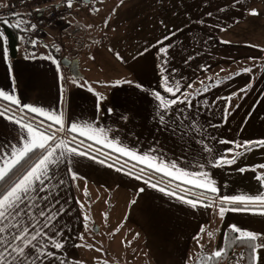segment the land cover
I'll return each instance as SVG.
<instances>
[{"label": "crops", "instance_id": "1", "mask_svg": "<svg viewBox=\"0 0 264 264\" xmlns=\"http://www.w3.org/2000/svg\"><path fill=\"white\" fill-rule=\"evenodd\" d=\"M255 1L257 2V0H240L239 3L237 0H123L108 16V27L105 28L104 23L102 24L97 38L88 37L87 34L84 37L80 36L85 32L80 29L78 35L72 39L74 42L62 48V52L65 49L66 55L69 53L68 58H77L80 65L82 55L85 54L87 58L92 59L96 49L95 43L100 44V49L105 51L106 61L102 58L99 62L101 76L105 78L104 80L95 78L101 84L99 88H96V82L92 77L82 74L81 77L74 78L61 63L53 64L47 59L49 56L53 57L50 46L48 43L38 41L35 47L28 48L21 44L16 56L9 57L7 62L0 53V89L14 92L21 104L59 109L64 115L66 126L73 122L78 125L88 122L94 128L104 130L109 140L114 138L120 146L133 152L150 153L164 158L166 162L175 161L179 167L189 171H205L215 181L218 189L216 195H238L245 186L246 176L252 174L249 165L256 148L240 156L234 165L214 167L209 161L219 156L231 158L236 151L243 152V149H237L235 144L255 141L257 138L250 137L252 133L250 130L254 128L247 127L246 114H242L240 107L232 116L229 112L225 113L222 105H210L207 94L216 83L207 82L211 74L217 75L222 72L223 65H229L230 70L237 72L238 63L256 61L264 56V51L259 48L264 44V7L259 8L262 10L260 22L256 24L248 22L250 5ZM260 2L262 4L264 0ZM3 5L5 3L0 5V8ZM47 7L46 3L42 9ZM55 9L62 16L66 12L64 9ZM209 13L211 15H208ZM65 23L62 21V28L65 27ZM246 26L257 31L255 36L240 32V28L246 29ZM59 29L60 26L53 28L46 36L56 34ZM166 35L170 39L164 41V45H171L167 75L172 81L180 83L181 91H184L188 84L193 85L192 88H187L192 94L189 97L191 108L178 103L171 110V118L173 121L176 120L175 113L184 110L183 114L194 119L202 131L190 130L187 124L175 130L177 126L171 122L167 130H164L155 119L156 101L151 93L160 91L162 95L168 97L161 87L159 69L161 60L158 52L160 45H157V41L163 40ZM87 38L94 43L89 56L85 52L88 46ZM79 41H85L86 47L80 48ZM71 47L78 49L76 55L70 53ZM146 48L147 52L144 51ZM117 52L123 57L122 61L117 59ZM141 52L144 54L138 55ZM250 57L255 59H249ZM111 60L117 63L114 64ZM124 80H131L143 87L138 89L134 84L116 83ZM249 84L252 85L251 80L246 83ZM205 86L208 87L206 92ZM96 94L104 98L99 107ZM177 96H180V93H177ZM17 114L20 113L17 111ZM253 116H257V113ZM15 128V125L0 117V144L16 141ZM66 135L67 132L57 133V136L64 140L69 138ZM77 136L95 143L84 136ZM201 138H204L205 143L211 147V153L205 152L197 143ZM95 144L112 150L101 143ZM153 149L155 151H152ZM229 149L232 150L231 153L228 152ZM90 157L95 156L88 154L68 159L71 161V167L86 183L103 190L118 188L124 191L121 199L124 200L122 202L124 205H128L127 220L143 233L146 252L156 264H186L193 236L202 225L211 221L213 210L218 211V208L213 207L212 210L202 206L192 207L176 196L159 191V187H162L159 184L158 188H153L144 182L145 178L138 180L135 178L136 175L132 173L129 175V171L124 169L117 171L119 167L97 157L95 159ZM200 165L203 167H199ZM241 167L247 170L240 173L238 169ZM61 179L64 181L63 184L59 183ZM78 182L71 180L66 165L60 166L57 178L52 182L55 189L53 199L59 200L56 207L63 208L53 223L56 229L60 230L61 235L57 236V239L62 238L65 243L64 248L57 254V259L52 260L50 264H60L61 260L67 264H75L77 255L72 237L76 231L84 227L80 223V205L74 196ZM228 184L231 185V190H227ZM247 184L254 190V181L251 178L247 179ZM141 188L144 189L143 192L139 191ZM244 217L250 219L241 221ZM229 225L264 233V215L227 211L223 221L221 219L216 226L206 232H216L222 241L224 229ZM76 235L78 236V233ZM260 252L264 254V249ZM257 264H262L259 259Z\"/></svg>", "mask_w": 264, "mask_h": 264}, {"label": "snow or ice", "instance_id": "2", "mask_svg": "<svg viewBox=\"0 0 264 264\" xmlns=\"http://www.w3.org/2000/svg\"><path fill=\"white\" fill-rule=\"evenodd\" d=\"M100 2L102 3L103 0H100ZM239 2L240 0H237V3ZM64 3L67 8L73 7V0H64ZM37 11H40V9H37ZM89 11L99 12L100 9L96 8L93 2V6L89 8ZM248 14L256 16L259 13L256 9H250ZM15 15L20 16L18 13ZM208 15H211V13ZM0 23L16 28L18 32L34 31L36 29L35 24H31L30 21L23 18L16 19L15 23L7 19L0 20ZM88 27L91 28L92 25H88ZM104 27H108L107 18L104 20ZM17 38L20 40L24 39L23 36H18ZM169 39L170 37L166 35L163 37V40L157 41V45H160L158 52L161 60L159 65L162 81L161 87L163 92L168 94V97L173 98L169 99L165 95H162L160 91H153L151 93L156 101L157 110L155 119L164 130H167L169 122H171L177 126L175 130H179V128L187 124L190 130L196 132L202 131L194 119L183 114L184 110H179L175 113L176 120L173 121L171 118V110L176 104L183 103L187 108H191L192 104L189 97L192 94L187 91V88H192L193 85L188 84L186 89L181 91L180 83L172 81L171 77L167 75L168 53L171 45H164V41ZM29 42L33 47L36 46V40H30ZM223 43H229V41H223ZM7 45L8 38L3 31H0V53H2L5 62L9 58ZM109 51H114V49H109ZM144 51L147 52L148 49L146 48ZM143 54V52L138 53V55ZM116 57L121 61L123 60L119 52L116 53ZM47 59H50L53 64L57 63L55 58L51 56L47 57ZM249 59L255 58L250 57ZM221 71L223 72L224 69H221ZM242 72L251 73L252 68L245 67L242 69ZM240 74L241 72L230 74L224 79H230L232 75L239 76ZM209 79L211 78L209 77ZM116 83L134 84L131 80L117 81ZM200 83L203 84V81ZM219 83L220 81L217 80L216 85L218 86ZM134 86L138 89L143 87L139 83H135ZM248 87H251V84L240 89V92H246ZM204 91H208L207 86H205ZM177 93H180V96H177ZM233 95L236 94L234 93ZM96 96L97 107H99L104 98L100 94H96ZM181 97L183 98L181 99ZM223 99L231 101L232 96L224 97ZM0 100L6 102L5 106L0 108V117L16 126L15 131L17 136L15 142L0 144V264H50L52 260L57 259V254L64 248L65 242L63 239H57V236L61 235L60 230L56 229L53 223L60 212L63 211V208L62 206L60 208L56 207L59 204V200L53 199L55 189L52 182L56 180L61 165H66L67 174L71 180L82 179L71 167V161L68 158L72 156H87L88 153L80 151L78 147H71V141L60 139L57 133L68 132L75 134L72 136V141H75L76 135L84 136L95 143H101L111 148L113 151L134 160L136 163L144 165V167L140 168L141 174L145 168H148L153 172L168 177L169 183L177 181L175 188L172 190L159 187V191L169 196H176L192 207H217L221 218H223L227 211L251 212L253 214L264 215V163L254 165L250 169L257 173L254 178L259 182L261 191L255 194L241 193L231 196H219L216 195L218 189L215 186V181L205 171H189L179 167L175 161L166 162L164 158L150 153L140 154L133 152L124 146H120L114 138L109 140L104 130L94 128L88 122L80 125L73 122L66 126L64 115L59 109L52 110L45 109L42 106L21 104L20 100L14 95V92L0 89ZM18 109L21 112L19 116H17ZM228 111L229 108L226 107L225 113ZM25 112L31 113L32 116L26 119ZM36 117H40V119H36ZM101 136L103 139H100ZM219 142L235 143L229 141ZM197 143L202 146L205 152H212L211 147L205 143L204 138L198 140ZM235 147L243 149V152L236 151L231 155V158L228 156L215 157L209 163L214 167L234 165L243 154L253 151L257 147L264 148V139L245 141L242 144L237 143ZM152 151L155 150L153 149ZM228 152L231 153L232 150L229 149ZM90 158L95 159L96 157ZM103 162L101 161V163ZM112 166L109 165V167ZM132 166L135 167L136 164L134 163ZM199 167L202 168L203 165ZM257 169L261 171L257 172ZM121 170L120 168L117 169V171ZM246 170L244 167L238 169L240 173H244ZM128 174L131 175V172ZM135 178L139 180L143 177L137 174ZM144 182L150 184L153 188H158L157 184L151 183V177ZM59 183L63 184L64 181L61 179ZM181 185H188L189 187L181 188ZM193 188L199 189L200 193L196 199H189L187 198V194L191 193ZM176 189H181L185 195H179ZM139 191L143 192L144 189L141 188ZM209 193L211 196L208 195ZM85 195H87L86 188ZM132 203L134 204L135 201H132ZM103 215L107 219V213ZM84 219L88 220L89 217L85 216ZM86 230H88L87 225ZM228 230L233 233L232 243L251 253L250 256H245L244 252L238 255L234 254L236 264H239L241 260H248L250 264H257L259 252L261 249H264V242L258 241L264 240V233L241 229L236 225H229ZM200 232H205L204 226H201ZM207 235L211 239L214 234L208 231ZM80 239L83 240L84 237L81 236ZM194 239L197 241V245L202 248L203 245L200 244L199 235L194 237ZM75 246L89 249L94 247L92 244H78ZM52 249H55V251H52ZM95 250L98 252L102 251L100 248H96ZM227 251L221 245L213 249L206 256L195 259L194 264H217L218 261L227 255ZM60 264H67V262L61 260ZM75 264H83V262L76 261ZM104 264H107V261H104Z\"/></svg>", "mask_w": 264, "mask_h": 264}, {"label": "rangeland", "instance_id": "3", "mask_svg": "<svg viewBox=\"0 0 264 264\" xmlns=\"http://www.w3.org/2000/svg\"><path fill=\"white\" fill-rule=\"evenodd\" d=\"M19 0H0V5L7 2H16ZM123 0H73V7L67 8L64 0H50L45 2L41 0L43 4L40 8L48 4L46 9H42L43 18H46L50 13L55 11V8L64 9L66 12L62 14H57L56 23L53 26H46L45 35L42 38H34L37 42H45L48 45L55 48H63L73 43L71 32L76 26L84 30L80 36L82 37L88 35V37L97 38L104 23L105 18L111 14L113 8L120 4ZM127 1V0H124ZM99 8V12L89 11V8L93 6ZM57 5V6H56ZM264 7V3L261 4L260 0L253 2L250 5V9L255 8L259 13L256 16H251L248 14V22L250 24H256L261 21L262 10L260 7ZM264 9V8H263ZM58 13V10H56ZM264 13V10H263ZM62 21H65V27L62 28ZM88 25H92L91 28ZM60 26V29L56 34H51L46 36L53 28ZM245 27V26H244ZM240 28L242 34H250L255 36L254 29H249L246 26ZM72 30V31H71ZM88 46L85 48L86 55L89 56V51L93 49V42L91 43L87 38ZM42 44V43H39ZM96 49L95 53L92 55L94 59L87 58L84 55L80 58L79 71L81 74H85L87 77H92V80L96 82V88H99L101 84L95 80H104L105 78L101 76L99 70V62L102 58H105V51L100 49V44L95 43ZM264 49V44L259 47ZM60 49V50H61ZM65 51V49H64ZM108 51V50H107ZM109 52V51H108ZM102 55V57H100ZM67 56H69L67 54ZM114 64L117 61L111 60ZM250 66L252 68L251 73H243L242 69ZM221 68L225 71L220 72L219 76L210 75V80L216 83L217 80L220 81L219 85L211 87L208 91L207 97L209 98L210 105H222L224 111L225 108H229V113L234 116L235 112L239 109L242 114H246L248 120L247 127L251 126L252 133L250 137H256L257 140L264 139V56L251 62H241L237 64L238 71H241L239 76L232 75L230 79H224L230 74L237 73L230 70L229 65H223ZM253 76V77H252ZM252 81L251 87L247 88L246 92H240V89L245 88L246 83ZM88 86V85H87ZM236 95H233V94ZM232 96L231 101H226L224 97ZM227 112V113H228ZM226 113V114H227ZM257 113V116H253ZM229 119L230 116H227ZM245 128V127H243ZM247 133V132H246ZM122 136V135H121ZM123 137V136H122ZM213 140V138H210ZM264 163V148L257 147L255 149V154L253 160L249 167L257 164ZM261 170L257 169V172ZM257 173L252 171L250 176H246L245 186L241 188V193L255 194L261 191L259 182L254 178ZM232 176V175H230ZM232 178V177H228ZM251 178L254 181L253 188L247 184V179ZM78 184L75 186L74 196L79 202V215L80 223L84 227L80 231H76L73 235V246L76 250V261H81L83 264H156L150 255L146 252L144 246L143 233L135 227L131 222L127 220L128 205H124L121 199L124 191L116 189H101L97 186L86 183L82 179H78ZM84 187V188H83ZM85 188L87 189V195H85ZM227 190H231V185L228 184ZM131 200V198L129 199ZM104 213H107V219L104 217ZM88 216L89 219L85 220L84 217ZM225 216V214H224ZM222 218V221L224 219ZM250 217H244L241 219L244 221L249 220ZM217 222L216 218L211 219V221L202 226L205 227V232L203 236L199 237L200 241L207 242V246L203 249H198L197 241L194 237L199 235L200 230L193 236L188 249L186 264H191L196 258L199 257L201 252L210 253L213 249L221 246L222 241L220 237L213 233V237L210 239L207 234V230ZM86 225L88 230H86ZM117 229H119L117 231ZM78 233V236L76 235ZM113 233H115L113 235ZM138 234V235H137ZM83 236L84 239L81 240L80 237ZM218 236V237H217ZM123 241V243H122ZM130 242V243H128ZM262 242V241H259ZM78 244H92L94 247L92 249L86 247H76ZM96 248L102 249V251H96ZM259 262L264 264V254L259 252ZM227 264H236V259L230 261ZM241 264V261L239 262Z\"/></svg>", "mask_w": 264, "mask_h": 264}, {"label": "trees", "instance_id": "4", "mask_svg": "<svg viewBox=\"0 0 264 264\" xmlns=\"http://www.w3.org/2000/svg\"><path fill=\"white\" fill-rule=\"evenodd\" d=\"M48 1H50V0H45V2H48ZM10 3H13V2H7V3H5V5H3L0 8V20L7 19V20H10L12 23H15L16 19H18V18H23L24 20H27V19H31V17L34 15V9H32V11H30V10L25 9V8L21 9L18 12V14H20L19 17L15 15L17 13H14V14H12V13H4V11L7 8V5L10 4ZM41 4H43V3L40 2V5ZM37 9H40V11H38V12H42V14H43L44 10H42V7L40 8V6H38ZM0 31H3L6 34L7 38H8L7 47L9 49V57L16 56L17 49H18V47L21 44L27 46L28 48L32 47V45L29 42L28 38L25 37V32H18L16 28L4 25L2 23H0ZM45 33H46V31H45ZM77 35H78V33H76L73 37H76ZM18 36H23L24 39L20 40V39L17 38ZM43 36L37 37V38H42ZM73 37H72V39H73ZM85 44H86L85 41H79L78 42V45H79L80 48L86 47ZM60 49L61 48L50 47V53H51L53 58H55V60L58 63H60V60H61L62 57H64V56L67 57V55L62 52V49L61 50ZM73 58H75V57H73ZM213 81H215V80H213ZM213 81L208 78L207 84H210ZM4 106H5V102L0 100V108H3ZM10 107H15V106H10ZM17 111L21 114L19 109ZM20 114H17V116H19ZM31 116H32L31 113H26L25 112V118L26 119L31 117ZM36 119H40V118L36 117ZM45 123H47V121H45ZM73 135H75V134L68 133V132H67V135H66L69 138H71V139H69V138L66 139V141H71V144H70L71 146L78 147L80 150L85 151L88 154L93 155V156H95V157H97V158H99L101 160L109 162L110 164H113V165H115V166H117V167H119L121 169L129 171V172H131L134 175L140 174L146 180H148L149 177H151V182L159 184L160 186L165 187L168 190H172L173 188H175V185H176L177 181H172L171 183H169V178L168 177L163 176L160 173L153 172V171H151L148 168H145L144 172L141 174L140 173V168L144 167V165L136 163L135 161H133L131 159L123 157V156L119 155L118 153H116V152H114L112 150H109V149H107L105 147H102V146H100L98 144L90 142L89 140L83 139V138H81V137H79L77 135H76L75 141H72V136ZM81 144H83V145H81ZM89 145H91V147H89ZM125 161H127V163H125ZM134 163L136 164L135 167L132 166ZM186 187H189V186L188 185H181V188H186ZM176 191H177V193L179 195H185V193L182 192L181 189H176ZM199 193H200L199 189L193 188L192 192L187 194V197L188 198H192V199H196L197 196L199 195ZM208 195L211 196L210 193ZM212 210H213V207H212ZM213 211L214 212H212V219L216 218L217 222L220 221L222 218L220 217L219 212L216 211V209L213 210ZM217 222H215L210 228L216 226ZM202 236H203V233H199V237H202ZM206 236H207V234L205 235V237ZM232 236H233V233H231L228 230V228H225L224 229V233H223V238H222V244L221 245H223L228 251H227V255L225 257H223L220 261H218L217 264H227L230 261L236 259L234 254L238 255L241 252H244L245 256H250L251 255L250 251H247L246 249H244L242 247L235 246L232 243ZM200 244L203 245V247L201 248V247L198 246V249H203V248H205L207 246V242L200 241ZM207 254H209V253L201 252L198 258H200L201 256H206ZM198 258H196V259H198ZM194 262H195V260L192 261L191 264H194ZM241 264H250V261L241 260Z\"/></svg>", "mask_w": 264, "mask_h": 264}, {"label": "built area", "instance_id": "5", "mask_svg": "<svg viewBox=\"0 0 264 264\" xmlns=\"http://www.w3.org/2000/svg\"><path fill=\"white\" fill-rule=\"evenodd\" d=\"M40 2L41 0H19L8 4L6 10L4 11V13L14 14L18 13L21 9L24 8L30 11L34 9V15L31 17V19H27V21H30L31 24L36 25V29L34 31L25 32V37H27L29 41L34 40V38L43 36L45 34L46 26H53L57 20L58 13L53 10L46 18H43L42 12L40 15L38 14L39 12L37 11V7L40 5ZM78 32L79 28L74 29L71 32V36H74ZM69 50L72 55H76L78 53V49L76 47H71L69 48Z\"/></svg>", "mask_w": 264, "mask_h": 264}, {"label": "water", "instance_id": "6", "mask_svg": "<svg viewBox=\"0 0 264 264\" xmlns=\"http://www.w3.org/2000/svg\"><path fill=\"white\" fill-rule=\"evenodd\" d=\"M60 63L68 69V72L74 77H81L82 74L79 71V63L77 58L70 59L68 57H62Z\"/></svg>", "mask_w": 264, "mask_h": 264}]
</instances>
